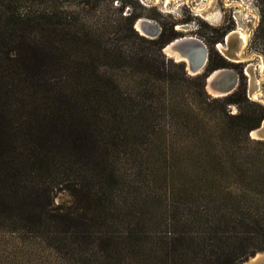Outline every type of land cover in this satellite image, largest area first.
Returning a JSON list of instances; mask_svg holds the SVG:
<instances>
[{
  "label": "rangeland",
  "instance_id": "obj_1",
  "mask_svg": "<svg viewBox=\"0 0 264 264\" xmlns=\"http://www.w3.org/2000/svg\"><path fill=\"white\" fill-rule=\"evenodd\" d=\"M198 1L203 2L22 3L23 10L38 17L43 14L67 18L74 30L98 36L103 46L115 51L111 58L100 55L98 60L106 77L115 83L117 96L127 104L121 114L114 152L118 185L113 190L116 232L126 227L133 214L149 222L168 209L179 216L180 209L209 207L237 216L262 211L264 206V140L253 139L250 132L256 128H249L243 119L246 115L254 118L260 114L259 107L264 108V71L258 70L260 62L264 63V0H214L204 17L196 11ZM140 19L151 21L159 29L156 38L143 36L134 28ZM234 30L249 34L243 49L247 59L241 62L227 58V52H223L224 58L216 48ZM192 36L208 51L206 65L197 75L189 72L184 63L165 55V45L158 50L154 44L159 38L167 45L177 38ZM222 68L238 75L234 92L245 88L246 100L229 103L226 96L217 97L206 90V77ZM258 86V98L251 97ZM55 194V205L65 212L74 209L76 203L69 193ZM133 198L141 202L135 206ZM166 218L167 214L163 220ZM53 230L36 227L23 211H7L1 205L0 264H91L96 260L92 257L87 261L85 255L74 259L62 244L51 241L55 236L47 231ZM78 231L79 234L73 230L52 233L71 241L80 235ZM73 247L68 246L70 250Z\"/></svg>",
  "mask_w": 264,
  "mask_h": 264
},
{
  "label": "trees",
  "instance_id": "obj_2",
  "mask_svg": "<svg viewBox=\"0 0 264 264\" xmlns=\"http://www.w3.org/2000/svg\"><path fill=\"white\" fill-rule=\"evenodd\" d=\"M24 1L0 0V206L54 229L47 231L51 241L76 260L95 258L91 264H241L263 251L264 206L237 216L209 207L180 209L179 216L168 209L149 222L133 214L114 230V152L127 104L98 56L115 51L65 17L23 10ZM154 44L159 50L166 42ZM233 92L227 102L245 99V88ZM259 110L243 117L249 128L264 120ZM56 191L69 193L74 209L55 205ZM69 230L80 235L68 241L52 233Z\"/></svg>",
  "mask_w": 264,
  "mask_h": 264
},
{
  "label": "water",
  "instance_id": "obj_3",
  "mask_svg": "<svg viewBox=\"0 0 264 264\" xmlns=\"http://www.w3.org/2000/svg\"><path fill=\"white\" fill-rule=\"evenodd\" d=\"M141 26L146 36H149L151 38H156L159 33V29L153 23H149L148 21L142 22ZM234 36L235 34H228L227 38L233 39ZM174 42L175 44L174 46H172V49L180 52L182 55H187L191 61L190 69H192L195 73L197 72V74H199L204 69L208 59V51L203 45V43L195 37L190 39H185V37H181L175 39ZM169 44L172 43L170 42ZM165 48L166 45L162 48V52L166 55ZM237 84L238 75L232 70L224 68L213 71L205 79V88L207 91L208 88L215 89L216 91H220L223 96H227L232 93L237 87ZM256 129L258 130L257 134L259 135V137L264 138V122H262V124ZM256 255H254L242 264H264V257L259 259L257 258V260L255 261L251 260L252 258H255Z\"/></svg>",
  "mask_w": 264,
  "mask_h": 264
},
{
  "label": "bare ground",
  "instance_id": "obj_4",
  "mask_svg": "<svg viewBox=\"0 0 264 264\" xmlns=\"http://www.w3.org/2000/svg\"><path fill=\"white\" fill-rule=\"evenodd\" d=\"M170 0H165V3H169ZM186 1V0H185ZM203 2H197V8H196V11L199 13V15H201V17H204L206 14H208L209 12V8L212 7L213 3H214V0H202ZM205 1V2H204ZM208 16V15H207ZM149 22V23H152L151 21L147 20V19H140L139 21H137L136 25H135V28L137 31H139L143 36L146 34L144 33V31L142 30V22ZM229 34H235L234 38L233 39H229L226 37L225 41L226 42V46L223 44H220V48L221 46H223V49L221 50V52H227L225 54V56L227 58H229L230 60L232 61H237V62H241V61H244L247 59V57L243 54V49L244 47L246 46L247 42H248V39H249V34L244 31V30H234V31H231ZM147 37V36H146ZM190 38H193L192 37H185V39H190ZM154 39V38H153ZM231 42L233 43L232 44V47H231ZM172 44H167L166 45V48H165V52H166V55H169L170 57L174 58L176 60V62H186L187 63V66L188 68H191L190 65H191V61L190 59L188 58L187 55H182L180 52L176 51V50H173L172 49V46H174L175 42L172 41L171 42ZM218 47V48H219ZM258 70H260L261 72L264 71V63L261 61L260 64H259V68ZM193 74H196L192 69L190 70ZM216 73V72H215ZM250 78L251 75H249ZM229 82V81H228ZM258 83L256 84H259V81H257ZM231 84V82H230ZM252 85V84H251ZM254 86V85H253ZM237 88V87H236ZM235 91V90H234ZM208 92L211 94V95H214V96H217V97H222L223 94L220 92V91H216L215 89H210L208 88ZM252 96L251 97H254V98H258L259 96V86L258 88H254V90L252 91ZM258 130L255 129L253 131L250 132V136L253 138V139H263L264 138H261L259 137V135L257 134ZM264 257V253H258L256 255L255 258H252L251 260L252 261H255L257 260V258H262Z\"/></svg>",
  "mask_w": 264,
  "mask_h": 264
},
{
  "label": "built area",
  "instance_id": "obj_5",
  "mask_svg": "<svg viewBox=\"0 0 264 264\" xmlns=\"http://www.w3.org/2000/svg\"><path fill=\"white\" fill-rule=\"evenodd\" d=\"M188 25H185L184 28H187ZM204 45V44H203ZM218 45V44H217ZM216 45V48L218 50V52L220 53L221 56H223L224 58H226L223 53L221 52V50L218 48V46ZM224 45L226 46V42H224ZM205 46V45H204ZM206 48V47H205ZM206 65V64H205Z\"/></svg>",
  "mask_w": 264,
  "mask_h": 264
},
{
  "label": "flooded vegetation",
  "instance_id": "obj_6",
  "mask_svg": "<svg viewBox=\"0 0 264 264\" xmlns=\"http://www.w3.org/2000/svg\"><path fill=\"white\" fill-rule=\"evenodd\" d=\"M219 46H220V45H219ZM219 49H221V50H222V49H223V46H221V48L219 47ZM179 63H184V64L187 66V63H186V62H179ZM187 70H188L189 72H191V71H190L191 69H190V68H188V66H187ZM196 74H197V73H196Z\"/></svg>",
  "mask_w": 264,
  "mask_h": 264
}]
</instances>
